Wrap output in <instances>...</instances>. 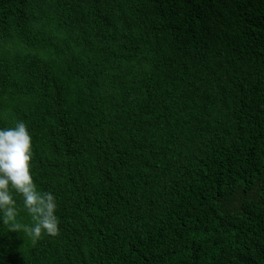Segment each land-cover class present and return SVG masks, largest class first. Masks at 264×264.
Wrapping results in <instances>:
<instances>
[{
    "label": "trees",
    "instance_id": "16d2710c",
    "mask_svg": "<svg viewBox=\"0 0 264 264\" xmlns=\"http://www.w3.org/2000/svg\"><path fill=\"white\" fill-rule=\"evenodd\" d=\"M16 121L59 234L0 264H264V0H0Z\"/></svg>",
    "mask_w": 264,
    "mask_h": 264
},
{
    "label": "clouds",
    "instance_id": "9594fccd",
    "mask_svg": "<svg viewBox=\"0 0 264 264\" xmlns=\"http://www.w3.org/2000/svg\"><path fill=\"white\" fill-rule=\"evenodd\" d=\"M33 141L26 123L0 129V220L11 232H23L35 244L44 234H59L56 216L57 202L51 192L38 189L30 174L34 159ZM13 191L22 198L23 210L31 217V224L21 223Z\"/></svg>",
    "mask_w": 264,
    "mask_h": 264
}]
</instances>
